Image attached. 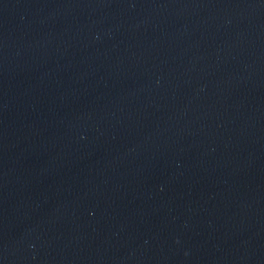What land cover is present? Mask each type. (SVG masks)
<instances>
[{"label": "water", "instance_id": "water-1", "mask_svg": "<svg viewBox=\"0 0 264 264\" xmlns=\"http://www.w3.org/2000/svg\"><path fill=\"white\" fill-rule=\"evenodd\" d=\"M0 264H264V0H0Z\"/></svg>", "mask_w": 264, "mask_h": 264}]
</instances>
